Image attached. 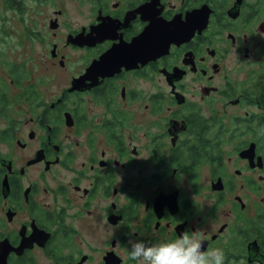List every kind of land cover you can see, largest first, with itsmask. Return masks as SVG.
<instances>
[{
  "label": "flooded vegetation",
  "instance_id": "flooded-vegetation-1",
  "mask_svg": "<svg viewBox=\"0 0 264 264\" xmlns=\"http://www.w3.org/2000/svg\"><path fill=\"white\" fill-rule=\"evenodd\" d=\"M0 11V31L17 25L0 54V264H144L133 240L184 231L224 264H264V0Z\"/></svg>",
  "mask_w": 264,
  "mask_h": 264
},
{
  "label": "clouds",
  "instance_id": "clouds-1",
  "mask_svg": "<svg viewBox=\"0 0 264 264\" xmlns=\"http://www.w3.org/2000/svg\"><path fill=\"white\" fill-rule=\"evenodd\" d=\"M201 244L197 231H184L176 239L156 244L133 240L129 255L134 259L140 258L144 264H224L222 249L202 250ZM255 264H261V258Z\"/></svg>",
  "mask_w": 264,
  "mask_h": 264
},
{
  "label": "rangeland",
  "instance_id": "rangeland-1",
  "mask_svg": "<svg viewBox=\"0 0 264 264\" xmlns=\"http://www.w3.org/2000/svg\"><path fill=\"white\" fill-rule=\"evenodd\" d=\"M0 16H1V11H0ZM17 27L16 24H7L6 26V31L4 30L3 31H0V54L3 55V54H8L9 53V50L8 48H11L13 46V40H12V36H11V32L14 31V28ZM8 29L10 31H8ZM23 56L19 58L18 61H16V63L20 64L22 62H24V60L27 59V51L24 50L23 48H20ZM4 58H7V56L3 55ZM26 62V61H25ZM25 70H27V67H25ZM33 70V68H32ZM32 70H28V74L31 73Z\"/></svg>",
  "mask_w": 264,
  "mask_h": 264
}]
</instances>
